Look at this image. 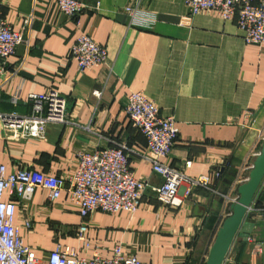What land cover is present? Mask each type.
I'll list each match as a JSON object with an SVG mask.
<instances>
[{
  "label": "crops",
  "instance_id": "obj_1",
  "mask_svg": "<svg viewBox=\"0 0 264 264\" xmlns=\"http://www.w3.org/2000/svg\"><path fill=\"white\" fill-rule=\"evenodd\" d=\"M77 1L86 9L72 20L56 0H0L2 18L24 40L0 78V113L30 114L28 96L53 90L68 100L69 118L46 125L42 138H24L0 125V164L7 174L27 168L66 177L78 153L124 145L148 189L134 214H91L84 221L90 248L80 256L111 258L120 245L146 264H204L264 140V43L246 44L236 18L188 14L184 0ZM83 34L108 56L104 65L80 72L69 54ZM131 92L145 95L175 122V146L161 163L184 169L190 162V177L218 171V194L195 190L180 209L156 200L151 188L162 180L139 157L146 140L125 115ZM263 213L264 179L224 264H264ZM81 223L67 193L49 203L47 192L37 189L28 204L16 203L14 224L42 262L56 244L79 247Z\"/></svg>",
  "mask_w": 264,
  "mask_h": 264
},
{
  "label": "built area",
  "instance_id": "obj_2",
  "mask_svg": "<svg viewBox=\"0 0 264 264\" xmlns=\"http://www.w3.org/2000/svg\"><path fill=\"white\" fill-rule=\"evenodd\" d=\"M56 3L58 10L72 20L86 9L77 0H56ZM184 5L190 15L214 12L224 21L236 18V25L243 32L246 44L264 43V0H184ZM127 12L135 14L133 10ZM22 43L21 34L2 18L0 3V78L5 73L7 60L15 55L16 48ZM107 56L105 48L83 34L71 48L69 59L77 64L80 72H84L104 65ZM95 96L99 98L100 93L95 92ZM28 101L31 103L30 114L0 113L3 129L19 131L24 138H42L46 125L69 123L68 100L58 92L52 90L42 95H29ZM124 110L132 128L146 140V148L139 157L150 163L152 171L162 180L158 187L151 188L158 202L180 209L195 190L218 194L213 185V179L220 177L218 171L190 177L185 172L190 162L185 163L184 169L161 163V159L171 154L178 136L172 117L161 116L159 108L140 92L130 93ZM86 130L91 131V127L88 125ZM129 152L121 144L91 153L80 152L74 171L66 177L42 175L27 168L7 174L6 167L0 164V264H146L135 255L126 254L120 245L114 247L111 258H104L98 253L91 259L80 256L90 248L84 221L91 214H134L142 203L148 184L136 178L129 163ZM182 187L184 190L180 194ZM37 189L47 192L49 203L67 193L83 220L76 229L79 247L56 244L45 262L23 244L20 228L14 224L16 203L28 204ZM232 200L236 203L238 198ZM262 221L264 223V213ZM24 226L30 229L31 222L26 221Z\"/></svg>",
  "mask_w": 264,
  "mask_h": 264
},
{
  "label": "water",
  "instance_id": "obj_3",
  "mask_svg": "<svg viewBox=\"0 0 264 264\" xmlns=\"http://www.w3.org/2000/svg\"><path fill=\"white\" fill-rule=\"evenodd\" d=\"M264 179V140L255 158L248 179L239 186L238 200L231 206L230 215L223 221L210 247L204 264H224L225 258L236 238L246 229L248 210ZM247 224V223H246Z\"/></svg>",
  "mask_w": 264,
  "mask_h": 264
}]
</instances>
